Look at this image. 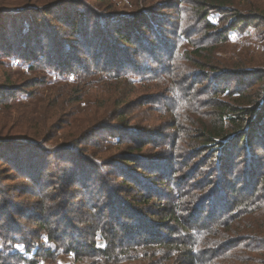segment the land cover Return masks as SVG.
<instances>
[{
	"label": "rangeland",
	"instance_id": "1",
	"mask_svg": "<svg viewBox=\"0 0 264 264\" xmlns=\"http://www.w3.org/2000/svg\"><path fill=\"white\" fill-rule=\"evenodd\" d=\"M53 1L56 0H0V8L19 6L21 2L36 4L39 12L33 18L34 31L27 29L22 19H12L10 24V17H5L7 22L14 28L28 30L26 39L37 30V39L46 45L69 43L74 47L80 35L70 25L67 7L64 12L58 10L60 20L41 12L43 6L48 7ZM228 1L229 9L224 16H207L206 20L217 27L210 31L204 28L202 12L196 11L191 0H72L76 11L91 15L88 31L94 33L93 23L100 22V17L112 21L104 26L102 51L91 46L85 50L81 46L82 53L76 55L77 65L91 72L84 77L78 68L75 72L68 70L74 66V61L69 59L68 69L57 70L40 66V61L25 62L19 56L0 53V264H27L5 254L8 248H20L22 243L40 256L53 246L34 223L38 218L48 220L54 233L63 240L78 241L84 247L81 257L59 254L52 260L39 258L38 264H170L164 255H156L153 245L143 250L145 256L138 255L137 243L147 239L134 233L127 240L132 242L129 250L132 259L121 256L120 248L117 250L124 237L119 233L120 225L128 228L141 221L150 222L151 234L162 239L169 237L164 226L174 227V224L170 221L158 224L152 213L175 203L182 195L188 198L198 195L191 210L183 211L188 216L186 220L195 217L192 214L196 210L203 209L202 220L218 221L217 208L209 216L215 190L219 195L217 200L232 207L230 201L234 197L221 186L226 175L223 172L218 176L213 165L216 155L210 156L207 148L198 149L196 144L192 147L193 136L186 135L185 119H179L182 114L189 119L192 108L205 111L207 104L215 99L232 103L236 96L226 98L224 87L233 91L240 83L249 84L247 89L255 93L256 77L264 76V0ZM236 12L239 15L235 16ZM256 13L261 16L255 19ZM139 22L147 23L150 28L138 26ZM135 23L134 44L123 43L116 36V26L122 30L125 25ZM225 26L236 27V32L224 38ZM98 31L102 32L100 27ZM44 35L48 40L42 39ZM159 38L177 55L160 53L155 48ZM198 46L212 48L203 57L191 56L189 62L180 59ZM104 47L112 52V55L107 53L111 59H126L133 68L124 71L95 64L92 54L106 59ZM197 61L203 64L202 68L196 66ZM168 70L172 72L173 84L167 81ZM207 74L209 78L202 80ZM5 85L18 87L17 91L7 96L1 93ZM210 91L217 93L213 95ZM183 93L190 94V102L183 99L172 105ZM194 119L209 124L201 114ZM137 145H143L141 150L129 151V147ZM176 147L178 150L174 152ZM252 153L264 161V151ZM238 154L234 184L245 177L249 166L248 153L239 149ZM128 155L138 161L124 164ZM123 175L127 180H123ZM134 180L139 183L135 184ZM209 180L211 183L203 192L197 191L198 186ZM123 181L127 183L126 189L118 186ZM261 185L255 201L264 196V183ZM141 196L149 202H138ZM117 201L128 210L127 215L116 214L110 219L108 211ZM93 215L100 216L101 222H107L117 232L115 236L108 234L110 243H114L112 259L105 260L108 262L88 248V242H92L89 225L99 224L92 219ZM111 220H115L113 225ZM251 221L258 230L264 229V213L255 215ZM99 234L94 239L97 248L104 247L106 242L98 238ZM242 235L231 237L230 243L244 253L243 264H264V250L258 249L259 241L263 242L261 237L243 240L249 236ZM240 245H251L253 251ZM216 246H212L214 251ZM201 253L196 252L197 260H201ZM206 255V264H223L229 257V254L228 257ZM184 261L173 264H186Z\"/></svg>",
	"mask_w": 264,
	"mask_h": 264
},
{
	"label": "trees",
	"instance_id": "2",
	"mask_svg": "<svg viewBox=\"0 0 264 264\" xmlns=\"http://www.w3.org/2000/svg\"><path fill=\"white\" fill-rule=\"evenodd\" d=\"M71 2L72 0L53 1L48 5V7L43 6L41 12L43 14H52L53 17L60 20V16L57 13L58 10L60 9V11L62 10L64 12V7H67L68 12L70 13V25H72V27L75 26V33L80 35L79 42L76 43L74 47L72 45V47H70L69 43H66V45L54 44L52 46H50L51 43H49L46 45L39 41V38L37 39V30L34 34L30 35L28 39H26V32L28 30L26 31L20 26H17V28L12 27V25H10L11 20L14 19L18 21L22 19V21L28 25L27 29L30 27L29 29L32 30L33 28L34 31L35 27H33V18L36 17V12L39 9H37L38 7L36 4L21 2L22 5L19 6L15 5L13 7L7 6L0 8V19L3 18L0 23V53L8 54L10 56H19L20 58H24L22 61L25 60V62L40 61L42 64L40 66L51 67L57 70L68 69V64L66 61L69 59L74 61L72 63L74 66L68 70L75 72V69L78 68L77 70H81V72H83V77L87 76L91 72L89 69L77 65V62H75V59H77L76 55H80V53H82L80 50L81 46H84L85 50H88V46H91L93 47V50L98 51L101 49L102 51L103 40L105 39L104 36L106 33V28L104 26L110 24L109 22L112 21H109L108 17L105 19L100 17V22L94 21V28L92 30L94 33H92L88 31L89 27L87 26V24H89L87 21H92L91 19L89 20L91 15L86 13L87 11H83L81 13L76 11V6H74V3ZM191 4L196 8V11L202 12L203 26L205 29L210 31L216 30L217 27H215L216 25H212L209 20H206L207 16L213 14L224 16L230 5L228 0H191ZM234 14L235 16L239 15L237 12ZM260 16L261 14L256 13L254 18L256 19ZM5 17H10V24L7 22L8 19ZM239 20L240 19H238L237 22H239ZM77 24L78 26H76ZM136 25L137 23L129 27L125 25V28L122 30L116 26V36L120 38L123 43L134 44L132 37L133 32L136 31ZM138 26L145 28L149 27L147 23L142 22H139ZM98 27H100L102 32L98 31ZM234 32H236V27L227 26L223 30V37H229ZM46 38L48 40V37L45 35L42 37V39ZM158 40L159 45L155 48H158L160 53L163 54L165 52V54L172 55V57L177 55L176 53L171 52L169 48L170 45L164 44V40L161 38ZM19 45L21 47H19ZM211 48L212 47L206 49L202 46L195 47L193 50H191L192 53H188L185 57L180 56V59H184L186 62H189L192 60L191 56L198 58L203 57L202 54L204 52L207 53ZM104 49V56L106 57L107 53L110 55L111 51L108 50L107 47H104ZM99 58L100 55L94 56V54H92L93 62L95 64H101V66L105 68L109 67L115 68L117 70L122 68L124 71L127 68H133L132 64L127 62L126 59L116 61L115 57H112L111 59V56H107L106 59ZM202 65L203 64L199 63V61L196 62V66L199 68H202ZM166 73L169 78L167 80L168 83L170 82V84H173L175 81L171 76L172 72L168 70ZM202 77V80H207L209 75L207 74L205 77L203 75ZM182 79H184V77H182ZM255 82L258 85L255 93H252V91L247 89L251 86L249 84L245 86L243 83H240V85L234 88L233 91L229 90L228 87H224L223 91L225 90L226 98L230 99L233 95L236 96L232 103L226 99H215L212 96L211 98L215 100L207 104L208 106L205 111L200 112L199 110H196V108H192L191 112L193 114L189 119L185 118L184 114H182L179 118L180 120L185 119V124L187 125L188 129L185 132L186 135L193 136V139L191 137V146L194 147L196 144L198 149L207 148L206 150L211 152L210 156L216 155L213 165L215 168H217L216 172L218 176L222 175L223 172L224 175H226V179L223 183H221V186L223 189L228 190L231 193V196L234 197V199L230 201L233 203L232 207H226V202L218 201V191L215 190L211 195V214L209 216L212 217L214 214L212 211H216L214 207L217 208L220 211V217L218 216V221L213 219H211L210 222L205 221V219L202 220L204 214L203 209H199L198 211L196 210L194 214H192L195 217H191L189 220H186L188 216L186 217L183 211L191 210V204L198 198V195H196L194 198L183 197L182 195L180 199H176L175 203H172L171 205L169 203L165 208H158L152 213L153 216H156L157 221L155 222L158 224H167L166 222L169 221L174 224V227H169L168 225L164 226V228H166L168 231V238L163 237L162 239H157L154 237L156 234L154 233V235H152L148 228L150 227V222L147 223L145 221H141L140 224H133L132 227L129 226L128 228L121 224L119 233L123 234L124 237L122 238V243H120L117 247V250L120 248L119 254H121V256H127L126 258H128V260L132 259V254L129 252V250L132 249V246L130 245L132 242L127 240L134 234H137V237H143L147 239L144 242L140 241L137 243L138 246L143 247V249H141V247L138 248V246L135 247L136 253H138V255L145 256L143 250H147L153 245L157 249L156 253L158 252L156 255H164V259L169 260L170 264H173L174 262L176 263L181 259H184L186 264H206L204 259L207 256L206 254L214 255V257H217V255L222 257L229 256L228 258H225V261L227 262L224 261L223 264H243V262L246 261V258L243 256L244 253L239 251L240 248H237L236 244L230 243L232 242V240H230L231 237L243 236L242 234H248L249 236L243 240H249V238L255 236L261 237L263 242L259 241L260 246L258 249L264 250V229L263 227H260L258 230L254 226L255 223L251 221L255 215L264 213V196H262L258 201H255L257 200L256 194L260 189L259 187L262 182L264 183V161H262L260 158H257V156L252 153L253 150L264 151V76L258 75L255 79ZM182 83H184L182 85H186L185 81H182ZM242 85L243 88L245 87V89L248 91L241 88ZM17 88L18 87L13 85H5L3 86L1 93H5L7 96H9L14 94L17 91ZM211 93L216 95L217 91H212ZM189 96V93H187V95L183 93L182 95L177 96V100L172 101V105H176V103L182 101L183 99H185V102H190ZM121 98H123V96ZM196 101L198 102V99H196ZM188 106L189 103L188 105L186 103L185 107ZM197 114H201L202 118H207L209 124L206 125L196 121L194 118ZM175 127H178L177 124ZM176 139L178 140L177 137ZM175 143L176 140L175 142L173 141V144ZM142 146L143 145H137L134 147L131 146L129 147V151H139L141 150ZM239 149L248 153L247 163L249 166L246 167L245 177L238 183L234 184L233 177L234 173L236 172V159L239 155ZM177 150L178 148L176 147L174 152ZM128 156L130 157L124 159V164L138 161V159L135 160L132 157L133 155ZM140 166L141 165H138L137 167L139 168ZM122 178L123 180H127L124 175ZM218 179L220 182L221 177H218ZM129 180L133 182L132 179ZM134 183L137 184L139 181L134 180ZM208 183H211V180L202 183L201 186H198L197 191L203 192V189L208 186ZM126 184L127 183L123 181L121 184H118V186H124V189H126ZM262 193L263 192H261V194ZM144 201L148 203L149 199H144V196H141V199L138 200V202ZM226 201L228 202L227 199ZM123 206L124 205L120 204L118 201L117 203L114 202L111 204L108 211L109 218H114L116 214L120 217L127 215L128 210H125ZM188 211L186 214H188ZM92 219L94 221L97 220L99 224L89 225L92 242H88V248L92 249L94 253L104 257L103 262H108L105 260L112 259V245L114 244L113 241L110 243L108 234L115 236L114 234L117 232L111 226H109L107 222H101L100 216L97 217L96 215H93ZM112 221L114 223L115 220L110 221L111 225H113ZM34 223L38 224V229L44 231L46 238L53 244V246L47 248L44 251L43 257L37 252H35L36 254L32 253L33 248L29 245L27 247L22 243V247L20 248H8L6 250L5 254L8 258H17L20 263L26 262L27 264H38L40 260L39 258L49 257L47 259L52 260L54 259V256L56 257L59 254H73L75 257L82 256L81 254L84 251L82 244L71 239L63 240L60 236H57L55 234L56 232L54 233L53 226L48 222V220L38 218L34 220ZM213 223L215 226H213ZM78 232L80 233L81 231ZM97 232L101 233L99 234L98 238L106 241L104 247H96V241L94 239H97ZM82 236H84L83 233ZM214 245H217V249H215V251L212 249V246ZM243 246L244 245H240V247L245 248L248 251H253V247L251 245ZM219 248L220 250H218ZM196 250L199 251V253L202 252L201 260H197L195 256L197 252ZM203 253H205V255ZM153 254H155V251L152 253V255ZM234 254H237V256H233ZM17 264H19V262Z\"/></svg>",
	"mask_w": 264,
	"mask_h": 264
}]
</instances>
